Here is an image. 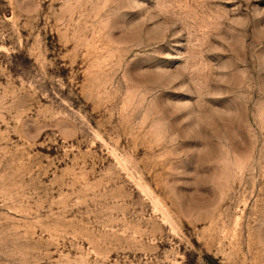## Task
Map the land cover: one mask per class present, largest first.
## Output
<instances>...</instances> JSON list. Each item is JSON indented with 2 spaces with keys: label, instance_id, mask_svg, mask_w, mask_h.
I'll return each instance as SVG.
<instances>
[{
  "label": "rangeland",
  "instance_id": "obj_1",
  "mask_svg": "<svg viewBox=\"0 0 264 264\" xmlns=\"http://www.w3.org/2000/svg\"><path fill=\"white\" fill-rule=\"evenodd\" d=\"M0 264H264V0H0Z\"/></svg>",
  "mask_w": 264,
  "mask_h": 264
}]
</instances>
